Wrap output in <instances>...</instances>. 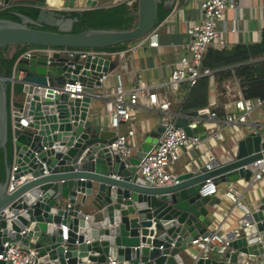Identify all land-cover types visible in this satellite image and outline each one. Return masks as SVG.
<instances>
[{"label": "water", "instance_id": "obj_1", "mask_svg": "<svg viewBox=\"0 0 264 264\" xmlns=\"http://www.w3.org/2000/svg\"><path fill=\"white\" fill-rule=\"evenodd\" d=\"M12 1L0 0V8L11 6ZM33 1L40 8L36 19L19 12L21 21L0 18V48L19 44L106 48L132 43L156 27L162 1L176 0H138L137 25L132 29L87 28L81 32H73L78 19L66 12L96 8L98 0H87L82 9H76L77 0H61L62 7L48 5L56 0ZM45 25L57 30H46ZM21 56L12 76L17 79L23 71L25 83H16L22 90L14 95L12 104L16 110L32 114L34 121L25 129L19 117L15 118L13 162L18 169L14 177L27 180L8 192L13 164L7 159L12 104L7 93L9 77L0 73V153L3 151L6 164L5 179L0 180V212L10 207L14 214L9 221L0 215V248L3 241L21 240L39 249L37 264H106L109 258L130 264H177L174 256L192 248V240L199 235H207L219 212L212 210L226 204L217 195L201 196L200 188L208 179L217 185L239 180L251 184V165L264 159V134L252 132L238 142L231 159L216 161L211 168L204 165L187 170L170 185H152L138 174L141 159L156 146L170 122L184 127L189 135L203 133L201 137H205L203 125L190 127L200 111L184 114L182 101L168 115L171 121L163 120L146 132L138 151L122 158L108 148L117 133L101 128L94 117L88 118L90 96L81 101L64 93L53 106L51 92L45 98L42 87L48 83L46 75L54 86L63 84L71 72L80 73V80L93 86L101 71L115 69L116 61H80L79 56L70 60L56 54L48 71L47 56ZM91 86L85 88L87 94L94 92ZM62 223L70 228L67 248L62 244V230L56 227ZM239 223L244 226L240 237L233 232L223 235L229 241L226 249L204 250L194 264H264V200ZM246 223L251 226L245 227ZM21 230H26L23 236Z\"/></svg>", "mask_w": 264, "mask_h": 264}, {"label": "built area", "instance_id": "obj_2", "mask_svg": "<svg viewBox=\"0 0 264 264\" xmlns=\"http://www.w3.org/2000/svg\"><path fill=\"white\" fill-rule=\"evenodd\" d=\"M198 1L202 11V18L199 23H195L189 26L188 34L190 41L187 45V53L183 55L179 61V65L173 69L169 81L161 84L162 89L165 91L160 97L159 93L144 84H139L134 88L127 89L122 81L121 75L117 74L114 83H111L112 71L103 72L102 75L95 80L93 86L85 84L80 80V73L75 74L71 72V76L63 84L51 86L50 75H46L47 85L42 86L45 89V98L48 97V93L51 92V101L53 106L58 95L67 93L69 98L80 99L81 101L88 95L92 101L95 99H105L107 101L109 128L113 129L117 133V139L113 141L108 148L113 152L118 153L122 158H127L138 151V146L132 144L131 138L136 134L135 129L131 128L126 134L120 133L119 129L123 122H128L132 118V114L138 109L140 99L148 98L150 107L158 111L167 113L170 111L172 99L170 93H175L181 85H186L189 90L193 87L198 80L204 76H212L213 72L210 69L203 68V58L209 47L215 49H223L226 47V40L223 36V31L219 29V23L226 21V13L228 10L236 9L238 3L234 0H195ZM9 6L1 5V8ZM0 8V9H1ZM83 7H81L82 9ZM76 9H78L76 7ZM182 12L181 9H179ZM147 44L149 47H159V31L155 27L150 33L143 38L137 40V46H143ZM56 54L65 56L70 60L79 56L80 61H86L87 59H105V60H117L126 56L125 50H107L104 48H66V47H41L31 46L26 50L21 57L29 58L33 55L36 57L47 56L48 71H51L50 64L51 58ZM75 68V65L72 66ZM104 67V65H102ZM25 73L20 72L19 77L16 79L14 76L8 78L13 85L16 83L24 84ZM99 81V85L96 82ZM93 87L94 92L87 94L86 87ZM14 101V94L11 99V104ZM92 103V102H91ZM90 103V107H91ZM264 103V99H247L241 98L235 103L238 115L229 114L227 116V124L246 123L248 117L254 111L256 107L261 106ZM88 110V118L91 116L97 120V123L101 128H104L98 117L93 115L91 109ZM200 114L207 113L208 116H215V113H211L207 109H199ZM19 117L20 125L28 129L30 124L34 121V116L29 112L24 113V110H16V107L11 105V129L13 142L16 140L14 130L17 128L15 118ZM199 117V116H198ZM197 117V118H198ZM87 118V119H88ZM196 118V119H197ZM171 117H167L164 120L171 121ZM195 118L190 122L191 128H197L201 123L200 120ZM146 133V129H144ZM254 133L260 134L259 129L255 128ZM207 134V133H206ZM212 136L221 139L222 135L219 131H212ZM201 134L189 135L184 127H177L173 122H170L165 130L160 134L158 143L154 148L146 153L138 164V174L146 182L155 186H165L177 182V173L169 171V167L178 161L183 153L184 148H198L202 145L203 137ZM208 137V134L205 136ZM15 158V156H14ZM215 157H211L205 164L208 168H211V164L216 162ZM204 166V165H203ZM253 178L251 183L260 181L264 177V159L254 162L252 165ZM18 169V165L13 162L10 180L8 184V192H13L27 178L20 177L16 179L14 177L15 171ZM199 193L201 196H213L219 194L218 185L211 179H208L206 183L200 188ZM243 191L235 184H231L223 194V198L234 204V207L245 209V212H249L250 209L246 208V205L242 201ZM22 210H20L21 212ZM1 219L12 220L14 214L10 207L4 208L1 212ZM251 226L249 223L245 224V227ZM56 227L62 230V244L67 248L66 241L69 239L70 228L67 224H60ZM244 226L236 228L233 233L236 237H240L243 233ZM26 230H21L19 234L23 236ZM89 243V241L87 242ZM193 247L190 253L193 264L199 258V255L207 249L212 250L215 246H222L223 249L229 245V241H224L223 236L217 232H210L207 235H199L192 240ZM39 249L26 246L21 240H6L1 242L0 248V264H37L39 260ZM174 258L177 264H184L179 255H175ZM106 264H120L117 259L109 258Z\"/></svg>", "mask_w": 264, "mask_h": 264}, {"label": "crops", "instance_id": "obj_3", "mask_svg": "<svg viewBox=\"0 0 264 264\" xmlns=\"http://www.w3.org/2000/svg\"><path fill=\"white\" fill-rule=\"evenodd\" d=\"M82 2V5L84 4ZM238 3L236 9L228 10L226 21L219 23L218 27L223 31L226 40V49H231L236 45H254L262 41L264 31V0H234ZM12 5L28 6L34 3L33 0H13ZM122 2L133 4L136 0H98V7H108ZM166 7H172L168 16L157 23L159 31V47H149L147 44L137 46V41L132 42L122 50L127 51L125 57L116 60V67L112 71L111 83L115 82L116 75L122 77L124 86L127 89L144 84L147 87L155 89L160 97L164 94L161 84L169 81L173 69L179 65L183 55L187 53V45L190 41L188 28L190 25L199 23L202 18V11L198 1L195 0H176L174 3L162 1ZM78 4V3H77ZM50 6L62 7L61 0L49 2ZM84 7V6H83ZM78 9H81L79 7ZM182 10V12L179 11ZM209 97L208 105L204 107L209 109L215 116L208 114H199L196 120H200L199 125L206 129L208 137H203L202 145L198 148H184L178 161L169 167V171L180 174L190 169L202 167L211 157L219 162H225L231 159L236 151L238 142L249 133L259 129L260 134H264V103L256 107L249 115L248 122L227 124L229 114L238 115L235 103L243 98L240 86L235 78L226 82L224 91H219L215 82L214 73L209 76ZM188 89L186 85H181L175 93H170L172 103L170 111L167 113L158 111L150 107L148 98H142L139 101L138 109L132 114L128 122H123L119 129L120 133L126 134L131 128L135 129L136 134L131 138L132 144L139 146L146 132L156 128L161 121L177 108L184 100ZM201 108V109H204ZM91 112L98 117L105 129H110L108 119L107 101L105 99H95L91 103ZM222 109L224 115L222 114ZM221 111V112H220ZM186 114L187 112H184ZM193 118V117H192ZM113 130V129H110ZM114 131V130H113ZM212 131H219L221 139L212 136ZM203 135V133H199ZM14 158V157H13ZM235 184L243 191L242 201L250 211H255L264 200V177L260 181L248 183L245 180H239L232 183L218 185V197L223 198L224 191ZM225 207L215 208L212 211H219L209 227V231L225 235L240 228V219L245 215V209L234 207V204L226 201ZM192 248L182 250L179 254L184 264H193L190 253ZM101 264V263H90ZM120 264H130L129 262H120Z\"/></svg>", "mask_w": 264, "mask_h": 264}, {"label": "trees", "instance_id": "obj_4", "mask_svg": "<svg viewBox=\"0 0 264 264\" xmlns=\"http://www.w3.org/2000/svg\"><path fill=\"white\" fill-rule=\"evenodd\" d=\"M172 7L159 4L158 22L164 20L171 12ZM16 12L25 14L33 19L39 15L40 8L28 5H11L0 9V18L21 21ZM72 16L78 21L74 24L73 32H81L87 28L128 30L137 25L138 0L133 4L122 2L108 7H96L83 11H72ZM46 30H57V28L45 25ZM131 43L106 47L107 50H122ZM32 45L19 44L8 45L0 48V73L11 77L14 72L18 58ZM203 68L210 69L214 73L215 82L219 91H224L226 82L235 78L240 86L242 95L247 99H264V31L262 41L254 45H236L231 49L221 50L209 47L203 58ZM209 75L202 76L198 82L191 87L183 100V111L199 110L208 105L209 97ZM22 90L21 84L13 85L8 81L7 93L9 103L13 94ZM220 116L224 115V111ZM220 111V112H221ZM9 140L7 143V159L13 162L14 142L10 119ZM6 164L4 153H0V180L5 179Z\"/></svg>", "mask_w": 264, "mask_h": 264}, {"label": "bare ground", "instance_id": "obj_5", "mask_svg": "<svg viewBox=\"0 0 264 264\" xmlns=\"http://www.w3.org/2000/svg\"><path fill=\"white\" fill-rule=\"evenodd\" d=\"M86 1H87V0H85V1H84V4L82 5L83 0H77V2H76V6L83 7V6H85ZM77 3H78V4H77ZM77 8H78V7H77Z\"/></svg>", "mask_w": 264, "mask_h": 264}, {"label": "flooded vegetation", "instance_id": "obj_6", "mask_svg": "<svg viewBox=\"0 0 264 264\" xmlns=\"http://www.w3.org/2000/svg\"><path fill=\"white\" fill-rule=\"evenodd\" d=\"M66 14H67L68 16H72L73 13H72V11H70V12L67 11Z\"/></svg>", "mask_w": 264, "mask_h": 264}, {"label": "rangeland", "instance_id": "obj_7", "mask_svg": "<svg viewBox=\"0 0 264 264\" xmlns=\"http://www.w3.org/2000/svg\"><path fill=\"white\" fill-rule=\"evenodd\" d=\"M76 7H78L79 8V6H76ZM11 119V118H10Z\"/></svg>", "mask_w": 264, "mask_h": 264}]
</instances>
